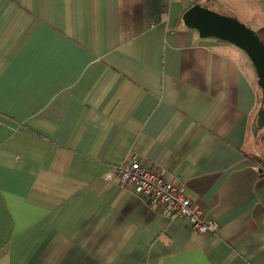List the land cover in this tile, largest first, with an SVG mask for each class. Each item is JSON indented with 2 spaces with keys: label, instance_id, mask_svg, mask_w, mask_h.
I'll use <instances>...</instances> for the list:
<instances>
[{
  "label": "crops",
  "instance_id": "crops-1",
  "mask_svg": "<svg viewBox=\"0 0 264 264\" xmlns=\"http://www.w3.org/2000/svg\"><path fill=\"white\" fill-rule=\"evenodd\" d=\"M238 1L260 30L264 0ZM191 6L0 0V264H264L257 76L184 26ZM133 155L217 231L120 187Z\"/></svg>",
  "mask_w": 264,
  "mask_h": 264
},
{
  "label": "built area",
  "instance_id": "built-area-1",
  "mask_svg": "<svg viewBox=\"0 0 264 264\" xmlns=\"http://www.w3.org/2000/svg\"><path fill=\"white\" fill-rule=\"evenodd\" d=\"M114 171L120 187H127L136 197L149 200L163 216L172 214L182 218L196 234H214L217 231V223L204 218L200 210H194L192 202L161 176L158 167L144 164L133 155ZM103 180L111 182L112 176L106 175Z\"/></svg>",
  "mask_w": 264,
  "mask_h": 264
},
{
  "label": "water",
  "instance_id": "water-1",
  "mask_svg": "<svg viewBox=\"0 0 264 264\" xmlns=\"http://www.w3.org/2000/svg\"><path fill=\"white\" fill-rule=\"evenodd\" d=\"M182 22L202 40L214 39L239 49L253 65L262 93L257 125L253 128V133L256 134L258 129L264 128V49L257 33L234 18L219 16L200 5L191 6L184 13Z\"/></svg>",
  "mask_w": 264,
  "mask_h": 264
},
{
  "label": "rangeland",
  "instance_id": "rangeland-1",
  "mask_svg": "<svg viewBox=\"0 0 264 264\" xmlns=\"http://www.w3.org/2000/svg\"><path fill=\"white\" fill-rule=\"evenodd\" d=\"M230 1L239 2L238 0H209V4L208 3L207 4L208 5L213 4V5H210V6L212 7L211 11L214 12L215 14H217L219 16H223V17L236 18L237 21H239L242 25H244L248 29L252 30L250 28V24H249L248 20L247 19H243L242 16L240 15V14H242L243 8H240L239 12L236 13V11H233L231 9ZM200 4L203 5V0L201 1ZM239 4L243 5L242 2L239 3ZM257 83H258V80H257ZM261 98H262V96H261Z\"/></svg>",
  "mask_w": 264,
  "mask_h": 264
},
{
  "label": "trees",
  "instance_id": "trees-1",
  "mask_svg": "<svg viewBox=\"0 0 264 264\" xmlns=\"http://www.w3.org/2000/svg\"><path fill=\"white\" fill-rule=\"evenodd\" d=\"M190 1L192 2V5H200L201 7L205 8L207 10H210V11L212 10L211 9L212 7L210 5H213V4L208 5L209 4V0H208V2L205 3V5L204 4L203 5L200 4L202 0H190ZM231 18H233V17H231ZM234 19H236V18H234ZM256 33H257L259 41L262 44L263 49H264V26H262L260 28V30H258ZM257 88L259 89L260 94L262 95L261 90L258 87V84H257ZM255 160H256L257 163H261L260 159H255ZM260 165L263 167L262 163Z\"/></svg>",
  "mask_w": 264,
  "mask_h": 264
},
{
  "label": "bare ground",
  "instance_id": "bare-ground-1",
  "mask_svg": "<svg viewBox=\"0 0 264 264\" xmlns=\"http://www.w3.org/2000/svg\"><path fill=\"white\" fill-rule=\"evenodd\" d=\"M260 101H261V99H260Z\"/></svg>",
  "mask_w": 264,
  "mask_h": 264
}]
</instances>
